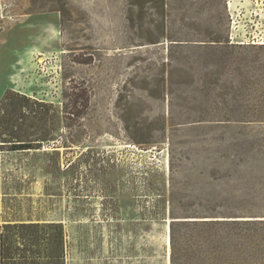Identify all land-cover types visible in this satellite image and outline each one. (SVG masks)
<instances>
[{
	"label": "rangeland",
	"instance_id": "rangeland-1",
	"mask_svg": "<svg viewBox=\"0 0 264 264\" xmlns=\"http://www.w3.org/2000/svg\"><path fill=\"white\" fill-rule=\"evenodd\" d=\"M262 1L232 44L228 0H0V102L61 120L42 151L0 149V219L62 221L67 264H171L169 203L220 207L256 221L263 264Z\"/></svg>",
	"mask_w": 264,
	"mask_h": 264
},
{
	"label": "trees",
	"instance_id": "trees-1",
	"mask_svg": "<svg viewBox=\"0 0 264 264\" xmlns=\"http://www.w3.org/2000/svg\"><path fill=\"white\" fill-rule=\"evenodd\" d=\"M60 122L54 104L8 90L0 102V149L42 151L45 144L57 142L55 134ZM58 148L54 147L52 155L54 165L47 166L52 169L46 170L54 175L60 168L56 159ZM58 178L54 176L55 180ZM160 210L157 201L153 210L144 214H150L151 220L164 221ZM173 211L171 202V264L256 263L247 228L256 221L223 214L220 207L208 208L201 216L180 218H174ZM0 264H67L64 224L46 219H0Z\"/></svg>",
	"mask_w": 264,
	"mask_h": 264
},
{
	"label": "crops",
	"instance_id": "crops-1",
	"mask_svg": "<svg viewBox=\"0 0 264 264\" xmlns=\"http://www.w3.org/2000/svg\"><path fill=\"white\" fill-rule=\"evenodd\" d=\"M262 0H228V10L230 17L232 19V44H245L241 41L236 35L235 31L239 25H242L244 21L251 23H258V17L261 13H259L257 6H260ZM251 6V7H250ZM261 10V8H259ZM242 22H240V20ZM258 21V22H257ZM234 25V27H233ZM241 38V37H240Z\"/></svg>",
	"mask_w": 264,
	"mask_h": 264
},
{
	"label": "water",
	"instance_id": "water-1",
	"mask_svg": "<svg viewBox=\"0 0 264 264\" xmlns=\"http://www.w3.org/2000/svg\"><path fill=\"white\" fill-rule=\"evenodd\" d=\"M169 240H170V230H169Z\"/></svg>",
	"mask_w": 264,
	"mask_h": 264
},
{
	"label": "bare ground",
	"instance_id": "bare-ground-1",
	"mask_svg": "<svg viewBox=\"0 0 264 264\" xmlns=\"http://www.w3.org/2000/svg\"><path fill=\"white\" fill-rule=\"evenodd\" d=\"M169 244H170V242H169Z\"/></svg>",
	"mask_w": 264,
	"mask_h": 264
}]
</instances>
